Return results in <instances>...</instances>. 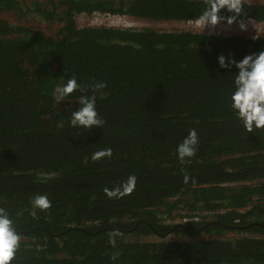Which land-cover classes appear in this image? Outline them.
I'll return each instance as SVG.
<instances>
[{
	"label": "trees",
	"instance_id": "16d2710c",
	"mask_svg": "<svg viewBox=\"0 0 264 264\" xmlns=\"http://www.w3.org/2000/svg\"><path fill=\"white\" fill-rule=\"evenodd\" d=\"M208 3L42 0L24 9L0 0V208L21 237L11 264H264V129L245 130L230 103L237 70L217 61L264 52V38L83 20L99 12L169 24L196 19ZM242 7L236 21L264 23V0ZM10 12L46 25H13L3 19ZM71 77L84 91L57 103L54 88ZM81 95L101 129L70 126ZM192 129L196 154L181 161L177 145ZM105 148L110 159L92 158ZM130 175L131 194L106 196ZM36 195L51 207L33 217ZM174 211L185 223H164ZM212 230L250 236L203 239Z\"/></svg>",
	"mask_w": 264,
	"mask_h": 264
},
{
	"label": "clouds",
	"instance_id": "9594fccd",
	"mask_svg": "<svg viewBox=\"0 0 264 264\" xmlns=\"http://www.w3.org/2000/svg\"><path fill=\"white\" fill-rule=\"evenodd\" d=\"M252 0H209V3L202 14L194 20L190 21H170L179 27L172 29L173 31L164 32H192L209 36H240L245 38H262L259 34L247 36L250 23L259 24L261 22L251 19L236 21L237 17L242 16V3H250ZM222 9H227L233 13L230 17H221L218 13ZM99 13V12H96ZM93 14V13H92ZM110 18L104 24L96 22L100 26L134 29V19L128 16L112 15L101 13ZM90 17L87 16L86 18ZM84 20V19H83ZM236 21V22H235ZM132 26H131V25ZM240 26L241 30L234 28ZM257 29V28H256ZM255 29V31H256ZM161 32V31H160ZM255 33V32H254ZM220 68L231 69L235 67L237 70L234 76V91L230 96L231 108L235 112L237 118L242 121L245 130L249 133L254 129H264V52L253 53L240 59L239 61L226 58L221 55L217 58ZM94 90H100L106 87L104 83H97L92 86ZM84 89L78 84L75 77L66 80L54 88V97L58 102L64 101L74 91ZM80 106L71 113L69 124L74 128H82L91 131L92 129L102 128L104 120L99 116L94 101L86 95H81L79 100ZM63 127V122L58 124ZM198 144V134L195 129L189 131L188 135L181 143L177 145V156L181 161L186 158L195 156ZM112 156L111 148L99 150L93 154V159L106 158ZM185 182L188 177L185 176ZM136 176L130 175L126 180L122 181L113 189L105 188V194L109 198H120L131 194L135 190ZM33 217L36 216L37 210L44 211L51 207V201L46 195H36L30 201ZM118 232H113L112 236H118ZM20 235L13 227V220L9 217L7 211L0 208V264H11L15 258L16 251L19 248ZM115 243V240H112Z\"/></svg>",
	"mask_w": 264,
	"mask_h": 264
},
{
	"label": "rangeland",
	"instance_id": "374dc122",
	"mask_svg": "<svg viewBox=\"0 0 264 264\" xmlns=\"http://www.w3.org/2000/svg\"><path fill=\"white\" fill-rule=\"evenodd\" d=\"M20 1V0H19ZM42 0H22V3L25 4L23 5V8H25V6L31 7L34 3L36 2H40ZM3 19L7 20L9 23H12L13 25H24V26H30L32 24L33 21H38L39 25H46V23H44V20H39L35 15H29V14H24L23 16L16 14L15 12L12 13H5L3 15ZM84 20L86 22H88L87 18L85 17ZM135 23H134V29H138V30H142V29H153L156 31H173L172 29H176L179 26L174 24V23H151L149 21L145 22V21H138L136 19H134ZM131 25V24H130ZM132 26V25H131ZM257 28V29H256ZM236 30H241L240 26L234 28ZM256 29V31H255ZM255 32V33H254ZM247 36H252L255 34H259L258 37H262L264 38V23H250L248 25V31L247 33H245ZM174 219H170L168 218V216L165 214H162V218L164 220V223H166L167 225H181L179 223H185V221H183V219H180L181 216L186 215V213L184 211H174ZM214 220L213 217L211 218H201V220L199 218H197L196 221H206L207 223H211ZM204 223V222H203ZM204 238L203 239H216V238H220V239H232V237L234 236V238H238L241 236H250V234L248 233H237V232H223L220 233L217 230H212L210 233H205L202 235ZM233 238V239H234ZM142 241H148V242H155L157 241L156 238L154 237H145V238H141ZM183 240H190L191 238L187 237V238H182Z\"/></svg>",
	"mask_w": 264,
	"mask_h": 264
},
{
	"label": "built area",
	"instance_id": "2783aa9c",
	"mask_svg": "<svg viewBox=\"0 0 264 264\" xmlns=\"http://www.w3.org/2000/svg\"><path fill=\"white\" fill-rule=\"evenodd\" d=\"M87 20L90 23L96 22L99 24H104V23L108 22L110 20V18H108L107 16H105L104 14H101V13H93L90 15V17L87 18ZM196 220H197V218L194 221H196ZM235 232L241 233L239 231H235ZM233 238H234V236L232 237V239ZM234 239H236V238H234Z\"/></svg>",
	"mask_w": 264,
	"mask_h": 264
}]
</instances>
